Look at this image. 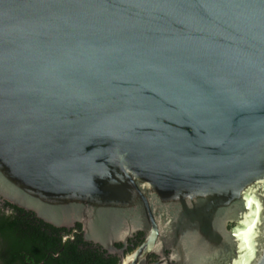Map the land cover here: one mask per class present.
Instances as JSON below:
<instances>
[{
  "label": "water",
  "instance_id": "water-1",
  "mask_svg": "<svg viewBox=\"0 0 264 264\" xmlns=\"http://www.w3.org/2000/svg\"><path fill=\"white\" fill-rule=\"evenodd\" d=\"M0 197L121 264H264V0H0Z\"/></svg>",
  "mask_w": 264,
  "mask_h": 264
},
{
  "label": "trees",
  "instance_id": "trees-1",
  "mask_svg": "<svg viewBox=\"0 0 264 264\" xmlns=\"http://www.w3.org/2000/svg\"><path fill=\"white\" fill-rule=\"evenodd\" d=\"M79 227V226H78ZM80 229V227H79ZM78 232L0 197V264H117Z\"/></svg>",
  "mask_w": 264,
  "mask_h": 264
},
{
  "label": "flooded vegetation",
  "instance_id": "flooded-vegetation-1",
  "mask_svg": "<svg viewBox=\"0 0 264 264\" xmlns=\"http://www.w3.org/2000/svg\"><path fill=\"white\" fill-rule=\"evenodd\" d=\"M78 226L80 227V229ZM235 226H236L235 222H230L228 224L229 229H233ZM61 228H66L67 232L72 233V235H73V233L78 232V233L82 234L83 236H85L84 230L82 228V224H80V223H77L75 225V227H72V228H67V227H61ZM84 239H85V237H84ZM144 240H145V232L144 231H138L137 233H135V235L133 237L128 238L126 241L117 242L116 247L119 250H122L125 255H128V254L132 253L136 248H138L143 243ZM85 241H87V240H85ZM87 242H90V243L97 245L99 248H101L102 251H105L107 256L116 257L118 260L117 264H121L122 258H121L119 253H111L109 249L105 248L100 243H95L93 241H87ZM167 243H169L168 240H167ZM170 244H171V242H170ZM172 252H173V247H167L165 250V255L170 256ZM161 261H162V255H160L159 253H156V252L152 253L149 257V263L150 264H161Z\"/></svg>",
  "mask_w": 264,
  "mask_h": 264
}]
</instances>
